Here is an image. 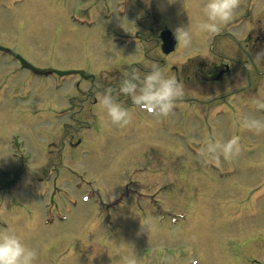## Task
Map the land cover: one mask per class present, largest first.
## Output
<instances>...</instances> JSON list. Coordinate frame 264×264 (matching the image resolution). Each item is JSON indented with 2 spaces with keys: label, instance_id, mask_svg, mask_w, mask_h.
Instances as JSON below:
<instances>
[{
  "label": "rangeland",
  "instance_id": "obj_1",
  "mask_svg": "<svg viewBox=\"0 0 264 264\" xmlns=\"http://www.w3.org/2000/svg\"><path fill=\"white\" fill-rule=\"evenodd\" d=\"M169 2L173 31L201 28L204 0ZM121 11L120 0H0V173L19 185L0 191V232L33 264H264L263 127H158L136 100L146 62L126 56ZM93 80L101 109L78 116L73 87ZM254 120L264 125V105ZM233 136L239 151L225 155Z\"/></svg>",
  "mask_w": 264,
  "mask_h": 264
},
{
  "label": "flooded vegetation",
  "instance_id": "obj_2",
  "mask_svg": "<svg viewBox=\"0 0 264 264\" xmlns=\"http://www.w3.org/2000/svg\"><path fill=\"white\" fill-rule=\"evenodd\" d=\"M208 2L204 0L201 28L187 27L189 37L179 42L175 39L169 46L165 35L168 32L174 35L172 24L175 15L169 0H120L122 16L124 8H129L125 21L128 28L122 29L120 35L122 44L131 47L126 56L145 61L146 66L139 68L148 74L136 97L148 90V77L159 72L162 80L175 82L177 95L169 102L173 106L167 112L159 105L155 107L160 110L152 115L158 120V127L168 131L187 129L189 125L202 131H249L248 123L254 120L256 104L264 105V24L258 19L260 15L264 17L260 7L264 0H238L233 19L220 24L218 33H207L202 27L219 23L209 19ZM133 78L134 75H126L119 82L125 85ZM94 81L91 86L76 83L73 87L80 102L78 116L85 117V110L95 106L101 109V101L95 96L102 86ZM151 83L152 91H155L159 82ZM123 109L127 110L125 106ZM77 120L81 123L80 117ZM121 125L124 126L123 123ZM129 125L125 123V126ZM2 174L0 191L12 194V190L19 188L18 182L11 179L10 174L7 178ZM26 184L29 186L30 182L26 181ZM54 240L47 245H53ZM62 247L63 242L55 253L60 254Z\"/></svg>",
  "mask_w": 264,
  "mask_h": 264
},
{
  "label": "clouds",
  "instance_id": "obj_3",
  "mask_svg": "<svg viewBox=\"0 0 264 264\" xmlns=\"http://www.w3.org/2000/svg\"><path fill=\"white\" fill-rule=\"evenodd\" d=\"M238 8V0H209L206 5L207 14L210 20L219 23H209L203 25V29L207 33H218L220 31V24H226L233 19L234 13ZM174 37L179 41H184L185 37H189V33L180 28L174 30ZM186 46L187 42L185 41ZM148 90L142 96L136 98L137 103L140 101H147L149 110L159 105L163 111L167 112L173 105L169 103L173 97L177 95V88L174 87V81L162 80L159 72L153 73L148 77ZM152 81L159 82V87L152 91ZM133 86L129 85L124 90L130 91ZM108 105V112L113 121H124L127 123L128 114L121 110L118 105H110L107 98L103 101ZM249 129L261 128L264 125L260 121H250L248 123ZM239 136H233L223 147L225 155L231 154L235 150L239 151ZM8 157V156H6ZM144 224L149 228L151 226L148 220ZM35 253L29 251L21 242L19 237L10 232H0V264H33L35 260ZM125 264H136V257L130 256L126 258Z\"/></svg>",
  "mask_w": 264,
  "mask_h": 264
},
{
  "label": "bare ground",
  "instance_id": "obj_4",
  "mask_svg": "<svg viewBox=\"0 0 264 264\" xmlns=\"http://www.w3.org/2000/svg\"><path fill=\"white\" fill-rule=\"evenodd\" d=\"M61 243L62 238H57L56 240H54L53 248H56V250H58V248L61 246Z\"/></svg>",
  "mask_w": 264,
  "mask_h": 264
}]
</instances>
